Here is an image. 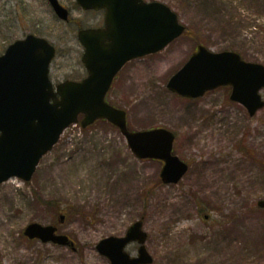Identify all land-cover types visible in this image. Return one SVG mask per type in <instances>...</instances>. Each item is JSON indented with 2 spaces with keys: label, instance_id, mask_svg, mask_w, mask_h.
<instances>
[{
  "label": "rangeland",
  "instance_id": "rangeland-1",
  "mask_svg": "<svg viewBox=\"0 0 264 264\" xmlns=\"http://www.w3.org/2000/svg\"><path fill=\"white\" fill-rule=\"evenodd\" d=\"M59 1L67 23L48 0H0V56L28 35L46 38L57 48L56 82L84 76L77 35L102 20L76 0ZM145 1L170 7L187 31L129 63L107 99L127 112L131 131L175 133L174 154L189 172L164 184L163 162L138 159L110 123L71 126L31 181L0 186V264H111L99 242L141 220L153 264H264V109L251 118L230 100L231 88L188 100L167 87L200 45L264 65V0ZM32 223L57 227L76 250L30 240L24 231Z\"/></svg>",
  "mask_w": 264,
  "mask_h": 264
},
{
  "label": "water",
  "instance_id": "water-1",
  "mask_svg": "<svg viewBox=\"0 0 264 264\" xmlns=\"http://www.w3.org/2000/svg\"><path fill=\"white\" fill-rule=\"evenodd\" d=\"M56 15L69 21V11L59 0H49ZM84 10L106 11L104 29L82 30L78 39L86 52L83 62L89 76L82 82L66 81L57 89L50 80L56 48L46 39L27 36L0 56V186L12 178L32 180L42 158L51 152L62 134L80 122L83 129L99 120L117 127L140 160L164 163V184H178L189 166L173 154L176 135L164 128L130 131L127 113L106 102L121 69L132 60L163 51L185 33L178 15L167 5L144 0H77ZM168 89L186 99H199L222 87H231L230 99L244 106L250 117L264 109V65L243 60L235 52L213 53L205 46L169 81ZM264 209V200L258 203ZM27 238L71 247L75 243L57 234L54 226L28 225ZM144 222L133 224L125 236L108 237L97 251L111 264H152L146 248ZM140 245L138 256L126 248Z\"/></svg>",
  "mask_w": 264,
  "mask_h": 264
},
{
  "label": "flooded vegetation",
  "instance_id": "flooded-vegetation-1",
  "mask_svg": "<svg viewBox=\"0 0 264 264\" xmlns=\"http://www.w3.org/2000/svg\"><path fill=\"white\" fill-rule=\"evenodd\" d=\"M94 13V12H93ZM98 13H101L102 14V20H101V23L100 25L96 26V27H89V28H96V29H103L106 27V11L103 10V11H100ZM127 66V65H126ZM83 71H84V76L83 77H78V78H75V77H72V78H69V79H65L61 82H64V81H67V80H70V81H76V82H80L82 81L83 79H85L87 76H88V70L86 68V66H83ZM50 78H51V81L53 82L54 86L56 87L58 84H60L61 82H56L55 79H54V69L51 67V72H50ZM117 79V78H116ZM116 79L109 91V93L111 92L115 82H116ZM109 95V94H108ZM109 102V101H108Z\"/></svg>",
  "mask_w": 264,
  "mask_h": 264
}]
</instances>
